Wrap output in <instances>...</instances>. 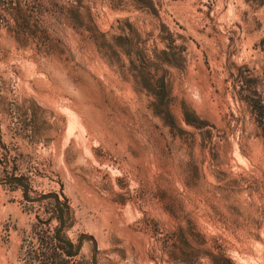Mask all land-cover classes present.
I'll return each mask as SVG.
<instances>
[{
    "label": "rangeland",
    "instance_id": "rangeland-1",
    "mask_svg": "<svg viewBox=\"0 0 264 264\" xmlns=\"http://www.w3.org/2000/svg\"><path fill=\"white\" fill-rule=\"evenodd\" d=\"M0 264H264V0H0Z\"/></svg>",
    "mask_w": 264,
    "mask_h": 264
}]
</instances>
